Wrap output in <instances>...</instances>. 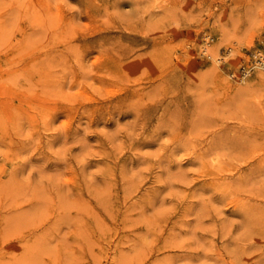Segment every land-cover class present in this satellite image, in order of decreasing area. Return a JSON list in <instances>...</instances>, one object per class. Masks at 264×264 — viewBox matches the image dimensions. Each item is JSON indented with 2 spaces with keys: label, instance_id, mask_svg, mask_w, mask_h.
Instances as JSON below:
<instances>
[{
  "label": "rangeland",
  "instance_id": "1",
  "mask_svg": "<svg viewBox=\"0 0 264 264\" xmlns=\"http://www.w3.org/2000/svg\"><path fill=\"white\" fill-rule=\"evenodd\" d=\"M263 57L264 0H0V264H264Z\"/></svg>",
  "mask_w": 264,
  "mask_h": 264
},
{
  "label": "bare ground",
  "instance_id": "2",
  "mask_svg": "<svg viewBox=\"0 0 264 264\" xmlns=\"http://www.w3.org/2000/svg\"><path fill=\"white\" fill-rule=\"evenodd\" d=\"M207 50V49H206ZM206 52V51H205ZM216 54V53H215ZM213 56H215V55H213ZM216 58V57H215ZM264 58V57H263ZM263 64V63H262ZM263 66V65H262ZM245 75V74H244ZM262 75V74H261ZM260 76V75H259ZM262 78V77H261Z\"/></svg>",
  "mask_w": 264,
  "mask_h": 264
},
{
  "label": "built area",
  "instance_id": "3",
  "mask_svg": "<svg viewBox=\"0 0 264 264\" xmlns=\"http://www.w3.org/2000/svg\"><path fill=\"white\" fill-rule=\"evenodd\" d=\"M263 64H264V62H263Z\"/></svg>",
  "mask_w": 264,
  "mask_h": 264
}]
</instances>
